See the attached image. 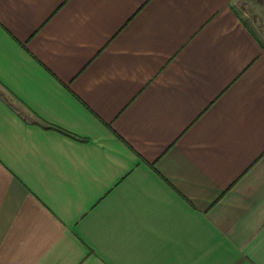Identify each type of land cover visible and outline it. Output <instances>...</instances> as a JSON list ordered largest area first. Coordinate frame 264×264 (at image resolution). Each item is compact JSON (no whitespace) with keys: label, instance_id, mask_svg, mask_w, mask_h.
<instances>
[{"label":"crops","instance_id":"1","mask_svg":"<svg viewBox=\"0 0 264 264\" xmlns=\"http://www.w3.org/2000/svg\"><path fill=\"white\" fill-rule=\"evenodd\" d=\"M0 264H264V45L230 0H0Z\"/></svg>","mask_w":264,"mask_h":264},{"label":"rangeland","instance_id":"2","mask_svg":"<svg viewBox=\"0 0 264 264\" xmlns=\"http://www.w3.org/2000/svg\"><path fill=\"white\" fill-rule=\"evenodd\" d=\"M236 14L264 45V0H230Z\"/></svg>","mask_w":264,"mask_h":264}]
</instances>
